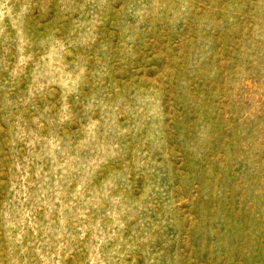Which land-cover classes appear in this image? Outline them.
I'll use <instances>...</instances> for the list:
<instances>
[{"label":"rangeland","instance_id":"374dc122","mask_svg":"<svg viewBox=\"0 0 264 264\" xmlns=\"http://www.w3.org/2000/svg\"><path fill=\"white\" fill-rule=\"evenodd\" d=\"M0 264H264V0H0Z\"/></svg>","mask_w":264,"mask_h":264}]
</instances>
